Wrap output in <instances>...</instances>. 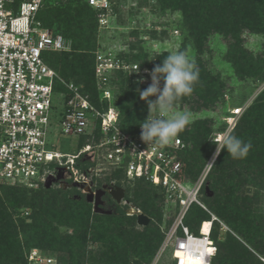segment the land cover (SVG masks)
<instances>
[{"label":"trees","instance_id":"16d2710c","mask_svg":"<svg viewBox=\"0 0 264 264\" xmlns=\"http://www.w3.org/2000/svg\"><path fill=\"white\" fill-rule=\"evenodd\" d=\"M20 1L16 0V3ZM255 1L257 0H155L150 6L161 17L179 15L176 24H181L183 35L177 50L184 51L193 58L199 68V81L194 86L192 95L177 101L180 108L196 116L191 118V123L178 136L184 144L177 151L182 162V179L188 185L196 179L215 147L211 142L214 141V133L224 129L223 124L218 122L216 113H211L224 109L222 98L217 99L215 96L218 97V93L224 91L225 82L217 74L213 75L206 66L204 57L211 52L209 36L218 34L222 38L235 37L239 44L238 36L244 31L264 33V21L261 19L264 7L263 15L258 13V4L264 3V0H258L257 3ZM109 3L111 9V2ZM36 17L42 26L49 28L54 34L62 35L68 44L66 50L45 52L46 63L64 81L76 84L95 106L105 109L108 103L100 99L94 73L95 53L104 51L96 43V36L100 31L97 10L87 0H43ZM161 24L168 26L167 22ZM152 34L156 37L155 31ZM159 34H166L165 29ZM242 44L244 45L243 41ZM130 46L135 48L134 44ZM136 46L141 50L140 46ZM228 47L224 56L234 66L238 77L241 74L245 76L263 72L262 69L254 70L258 58H262ZM168 54L167 50L160 54H149L142 50L130 53V64H137L138 69L130 75L121 69L110 74L108 85L112 92L111 104L118 112L117 125L123 132L136 133L140 124L148 117L147 103L140 99L137 91L147 88V80L139 82L144 77L142 71L161 64ZM124 56L126 54H122L120 58L123 62L126 60ZM261 61L264 63V60ZM114 83L118 86L117 96L113 93ZM55 88L67 93L64 85L59 82ZM150 99L155 100V97ZM199 112L207 115L197 116ZM241 114L231 131L245 142L250 141L251 150L246 158L238 160L232 159L226 149L222 150L206 178L210 189L207 197L203 194V188L199 194V199L224 225L222 227L218 221L212 222L210 238L216 251L209 264H264L256 259L259 254L257 238L264 235V134L254 131V127L259 126L264 119V89ZM99 137L96 130L94 140ZM89 140L87 135L80 136L78 149L88 144ZM255 165L263 167L254 173ZM123 176L121 169L113 170L105 177V184L114 181V185L123 187L124 197L148 217L149 222L141 231L135 228L136 216L126 214L108 195L103 197L102 207L111 213L101 214L93 211L85 194L75 187L61 191L40 184L38 189H30L0 182V264H28L26 253L32 248L54 258L56 264L149 262L161 244L178 207L175 203L171 204L172 220L169 219L165 230L160 231L153 222L154 217L157 220L162 217L156 205L162 198V190L142 178L134 179L136 184L130 188L121 182ZM243 181L250 183L253 189L250 193L240 195L239 187L243 185ZM103 184L97 179L98 187ZM157 189L161 191L160 195L156 193ZM209 218V213L193 204L186 213L184 223L190 232L198 234L200 223ZM61 225L70 230L59 229ZM169 251L172 255V250Z\"/></svg>","mask_w":264,"mask_h":264},{"label":"built area","instance_id":"2783aa9c","mask_svg":"<svg viewBox=\"0 0 264 264\" xmlns=\"http://www.w3.org/2000/svg\"><path fill=\"white\" fill-rule=\"evenodd\" d=\"M42 1L0 0V182L39 186L49 176L59 174L60 183L83 194H95L102 170L121 169L127 180L142 178L158 186L168 204H177L159 252L171 249L175 264H184L185 257L209 264L216 251L210 230L218 218L209 213L210 218L200 223L198 234L190 232L184 218L193 204L205 209L199 194L211 169L207 163L215 151L194 183L188 185L182 179V162L177 154L184 146L179 137L169 146L147 145L140 139L141 127L136 133L123 132L117 125L118 112L111 104L108 80L113 71H135L138 65L124 64L110 51H96L94 63L100 99L108 103L105 109L95 106L76 84L60 78L46 63L44 53L66 50L68 44L62 35L54 34L37 19ZM87 3L97 10L99 28L108 27L109 0ZM145 70L142 73L148 86L150 78ZM58 82L67 93L55 88ZM241 113V107L230 111L226 117L228 130L234 128ZM53 126L63 136L87 135L94 139L97 130L100 137L76 152H61L48 141ZM221 138L218 134L213 140ZM121 201L125 202L124 198ZM205 222L208 226L203 230ZM26 259L28 264H56L54 258L37 248L30 249Z\"/></svg>","mask_w":264,"mask_h":264},{"label":"rangeland","instance_id":"374dc122","mask_svg":"<svg viewBox=\"0 0 264 264\" xmlns=\"http://www.w3.org/2000/svg\"><path fill=\"white\" fill-rule=\"evenodd\" d=\"M54 1V0H52ZM111 2V9H110V18H109V26L106 28L100 29L98 31V35L96 36V43L99 45L100 48H103L104 51H110L113 55L119 59L124 64H130L132 62L130 53H137L139 51H146L149 54H160L161 51L167 50L169 53L174 52L177 50L181 37L183 35V31L181 28V24H176L177 20L179 19L178 14L168 15V17H161L160 13L153 12L151 9V5L155 2V0H109ZM258 1V0H257ZM257 1H255L257 3ZM258 4V13L263 15V5ZM113 12H112V11ZM260 16V17H261ZM264 21V16L261 18ZM167 22L168 26H164L161 23ZM166 34L160 35V31L164 30ZM156 32V37L153 36L152 32ZM251 32L244 31L242 34H239V44L236 43V38L224 37L222 38L221 35L215 34L210 35V46L211 52H209L205 57L204 60L206 62L207 68L213 75H218L219 79L225 82L224 91L218 93V97L215 96L217 99L222 98L224 109L216 110L218 122L223 124L224 129L222 131H216L214 133L213 138L217 137L218 134L222 135L228 131V123L226 121V117L230 115V111L236 107L242 108V113H244L247 108L251 105L254 99L258 96L259 93L262 92L264 89V33L263 32H256L250 30ZM134 32V33H133ZM242 41L244 45L242 44ZM228 43L229 47H228ZM134 44L135 48H132L130 45ZM141 47V50L136 48L137 46ZM228 48H233L245 54H252L255 57L259 56L262 58L261 60H257L256 67L254 70L262 69L263 72H258L256 75H246L241 74L239 77L236 75L234 71V66H232L231 62L226 60L225 52ZM151 52V53H150ZM122 54H126L124 62L120 58H122ZM152 56V55H151ZM189 56V55H188ZM126 57V58H125ZM261 67V68H260ZM121 71V70H120ZM128 73V75L133 74L132 71L123 70ZM145 79V78H144ZM62 84V83H61ZM146 85V84H145ZM147 86V85H146ZM82 87V86H81ZM113 93L115 96L118 95V86L114 83L113 86ZM222 88V89H223ZM62 93V91H60ZM220 94V96H219ZM55 101L58 103V97H55ZM176 109L178 111H185V109L180 108V104L176 103ZM210 113V114H211ZM197 116H204L207 113L199 112L196 114ZM242 115V114H241ZM240 115V116H241ZM240 116L237 117L236 122H238ZM196 117L191 113V118ZM58 118L55 120L57 123ZM226 123V124H225ZM139 130V129H138ZM232 130V129H231ZM254 131L264 134V119L261 120L259 126L254 127ZM78 140L79 137L74 135L63 136L59 133L58 127L53 126L51 127V131L49 132L48 141L49 143H53V149L61 151V152H76L78 150ZM94 139L90 138L89 143H94ZM216 145L213 150L210 152L208 157L206 158L203 166L208 161L210 156L212 155L213 151H215ZM202 166V168H203ZM101 167H105L104 164H101ZM263 166L255 165L253 167V172H258ZM201 168V170H202ZM200 170V171H201ZM113 171L112 168H106L101 171L98 179L101 180L104 184L106 183L105 177L109 176ZM200 173V172H199ZM199 175V174H198ZM197 175V176H198ZM242 176V175H241ZM246 177V176H242ZM197 178V177H196ZM247 178V177H246ZM196 180V179H195ZM194 180V181H195ZM193 181V183H194ZM111 181L109 184L113 183ZM121 182L125 185H129L130 188L135 186V181L127 180L124 176ZM8 185L12 186H25L30 189H38V186H27L20 183H7ZM207 186V190H206ZM50 188L59 189L61 191H65L67 188H64L63 185H60L58 182L53 183ZM203 194L206 195L210 191L208 182H205L203 185ZM253 189V186L243 181V185L239 187V194L243 195L245 192L250 193ZM161 191L159 189L156 190V193L160 195ZM162 198L156 202L158 206V210L160 211L162 217L161 220H157L154 217V225L159 227L160 231L165 230V226L167 225L169 219L172 220V213L173 209L171 208V204H168L166 199L161 193ZM160 196V197H161ZM125 202H119L117 205L126 212V214L132 215L130 209H134L136 211L141 209L136 206L131 200L124 197ZM202 202V201H201ZM205 206V209L202 208L207 213H212L207 205L202 202ZM92 205V203H91ZM93 207V205H92ZM29 211V210H28ZM142 212V211H141ZM213 214V213H212ZM135 215V214H133ZM136 216V215H135ZM219 220V219H218ZM218 223L224 226L221 221L219 220ZM264 223V222H263ZM144 225H138L136 223L135 228L139 231L143 229ZM59 229L63 231H69L70 229L65 226L61 225ZM154 229V228H153ZM259 249V254L256 256V259L264 263V235L257 238ZM154 241H152V245ZM160 245V244H159ZM156 248L155 253L152 259L147 263L141 264H175L173 261L172 255L170 253V249H166L165 251L159 252V246Z\"/></svg>","mask_w":264,"mask_h":264},{"label":"clouds","instance_id":"9594fccd","mask_svg":"<svg viewBox=\"0 0 264 264\" xmlns=\"http://www.w3.org/2000/svg\"><path fill=\"white\" fill-rule=\"evenodd\" d=\"M145 71L150 83L146 89L137 91L140 99L147 103L149 115L140 124V139L147 145L169 146L191 123V114L178 111L176 103L192 95L199 81V68L193 58L184 51L176 50L169 53L161 64ZM139 82H144V77ZM151 97H155V100ZM211 142L216 149L212 160L207 163L209 167L214 166L222 150L226 149L232 159L238 160L246 158L252 148L250 141L238 138L231 130L226 131L220 141Z\"/></svg>","mask_w":264,"mask_h":264},{"label":"water","instance_id":"95a60500","mask_svg":"<svg viewBox=\"0 0 264 264\" xmlns=\"http://www.w3.org/2000/svg\"><path fill=\"white\" fill-rule=\"evenodd\" d=\"M61 178V175L57 174L56 176H49L46 181L44 182V186L46 188L51 187L53 183H60L59 181ZM60 185H63L64 188L69 187V185L65 182L60 183ZM73 186H77L76 184H73ZM207 190V186H206ZM105 195L110 196L116 203H119L125 195L124 188L121 186H112V185H107L103 184L101 187L96 189L95 194H92L91 192H88L85 194V199L87 202L92 203L93 205V211L96 213H101V214H110L111 211L104 209L102 206L104 205V200L103 197ZM133 214L136 215V223L138 225H146L149 222L148 217L143 213L140 212L136 214L134 212Z\"/></svg>","mask_w":264,"mask_h":264},{"label":"bare ground","instance_id":"6f19581e","mask_svg":"<svg viewBox=\"0 0 264 264\" xmlns=\"http://www.w3.org/2000/svg\"><path fill=\"white\" fill-rule=\"evenodd\" d=\"M130 210H131L130 211L131 213L135 212L134 209H130ZM207 226H208V224H207V222H205L203 224V230H206ZM182 263H184V264H200V261H199V259H195V258H191V257H185L182 259Z\"/></svg>","mask_w":264,"mask_h":264}]
</instances>
